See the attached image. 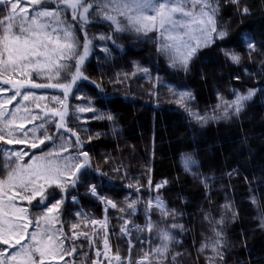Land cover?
<instances>
[{
    "label": "snow or ice",
    "instance_id": "1",
    "mask_svg": "<svg viewBox=\"0 0 264 264\" xmlns=\"http://www.w3.org/2000/svg\"><path fill=\"white\" fill-rule=\"evenodd\" d=\"M224 5L233 6L234 16L241 21L252 14L247 0H27L26 4L23 0H0V86H9L0 87V142L25 145L28 149L44 145L41 153H33L27 162L24 159L29 156L27 151L4 150L0 162V245H7V248L0 249V264H59L65 256H73L76 247H65L69 237L64 234L61 217L73 214L71 208L65 206L66 201L70 198L71 204L77 205V192L81 187L86 186V194L104 204L105 211L108 207L117 208V203L104 194L105 185L111 184L116 177L94 165L89 154L92 149L86 147L102 133L92 132L86 126L87 119L79 115L92 113V119L108 121L112 124V132H116L115 116L111 111L114 101L105 92L103 84L92 80L84 68L93 49L99 47L107 58L112 51L108 41L123 51L117 40L125 34L137 39H154L156 52L166 59L168 67L186 76L193 71L203 49L214 47L225 62L236 66H240L243 60L238 47L244 49L249 60L253 59L254 53L264 58V40L247 31L240 32L236 39L232 37L228 22L221 15ZM96 25H107V31L90 37L89 29ZM78 33L83 34L82 40ZM151 33L156 34L155 38L150 36ZM95 40L102 43L96 45ZM260 64V73L264 74V59ZM133 67L151 79L149 68L138 63ZM245 74L257 75L247 69ZM127 77L128 73H124L123 78ZM204 78L202 70L201 79ZM233 79L240 80L241 77L236 75ZM155 81L153 87L167 88L174 97L173 102L184 108L201 127L210 120L239 117L257 92L264 94V88H249L243 94L232 89L233 99L228 100L217 92L218 103L213 112L221 110L219 115H201L189 106L194 99L190 90L167 84L159 75ZM109 83H123L121 74L118 73ZM88 84L94 85V90L88 88ZM24 89H52L62 96L52 95L49 102L47 95L22 91ZM9 91L11 96L6 95ZM17 97L19 102L10 109L9 105L17 101ZM70 97L83 101L73 109L77 114L75 122L82 127L70 126ZM121 167H115L111 172L120 173ZM193 168L196 171L192 174L199 178L197 162L187 155L184 169L192 171ZM233 174H238L235 169L228 176ZM119 178L124 180L126 187H134L126 172ZM210 181V177L201 180L206 193ZM167 183L165 180L156 184V190ZM148 184L151 188V178ZM114 189L115 185H112ZM135 189L139 192V181ZM17 201H26L37 213L35 218L30 217L29 207L17 206ZM124 203L131 210L127 217H122L120 227V232L128 237V254L125 256L119 250L112 251L107 236V219L83 221L85 227L89 223L99 225L105 232L103 253L96 251V257L103 255L108 264H179L182 253L174 249L180 245V240L173 230L181 234L186 231L184 224L176 222L177 213L181 216L183 213L169 208L157 196L155 200H148L144 210L145 223L141 226L131 219L136 215L139 201L126 197ZM252 203L256 205L255 197ZM223 207L231 211L230 203ZM153 209L160 213V222L153 221ZM120 211L124 212L125 208ZM261 212L260 226L264 228V209ZM74 215L79 221L84 213L77 211ZM235 216L236 213L232 212V217ZM169 217L172 223L162 226ZM204 219L214 225L211 229L213 236L201 243L199 253H211L206 257L208 264H227L225 251L230 246L223 232L225 217L221 215L219 220L213 221L205 214ZM32 224L34 230L29 242L24 244L22 241L29 236L27 229ZM80 226V222L71 223L72 240L81 235L88 238L87 232H75ZM145 230L150 234V247L147 250L141 247L134 257L132 233ZM153 233L159 241L154 246L151 241ZM88 243L93 244V239L89 238ZM91 264H98V259L92 260Z\"/></svg>",
    "mask_w": 264,
    "mask_h": 264
},
{
    "label": "trees",
    "instance_id": "2",
    "mask_svg": "<svg viewBox=\"0 0 264 264\" xmlns=\"http://www.w3.org/2000/svg\"><path fill=\"white\" fill-rule=\"evenodd\" d=\"M247 3L252 14L242 21L234 16V8L230 5L223 6L221 15L228 22L234 39L240 32L247 31L257 39L264 40V0H247ZM68 19L71 21L70 15ZM106 31L107 25L92 26L89 36ZM78 35L82 40L83 34ZM150 36L155 38L156 34L151 33ZM93 43L99 45L102 42L95 40ZM117 43L122 46L123 51L108 41L111 55L106 58L105 53L95 47L84 65L86 74L92 80L102 83L105 92L114 101L111 111L115 116L116 132H112V124L108 121L92 119V113L79 114L87 119L86 126L90 127L92 132L102 133L86 147L92 149L89 154L93 164L116 177L111 184L105 185L104 194L117 203V208L108 207L105 211L104 204L86 194V186L77 192V205L73 206L69 198L65 206L71 208L73 214L62 216L61 221L64 224V234L69 237L65 247L75 246L76 252L73 256H65L59 264H91L92 260H103V255L96 257V251L103 253L105 232L99 225L93 226L89 223L85 227V219H107V236L112 251L119 250L122 256L127 255L128 237L120 232L122 217H127L131 211L126 208L125 198L139 201L136 215L131 219L135 224L143 226L147 202L149 199L155 200L157 196L169 208L178 209L183 213L182 216L177 213L176 222L184 224L186 231L181 234L178 230H173L180 240V245L174 249L182 253L178 258L179 264H208L206 257L211 253H199L201 243L213 236L211 229L214 225L204 219L205 214L213 221L219 220L221 215L225 217L223 232L230 246L225 251L227 264H264V228L260 226L261 209H264V94L257 92L253 99L246 103L239 117L210 120L205 127H201L184 108L173 102L174 97L167 88L153 87L155 78L159 75L165 83L192 92L194 99L190 101L189 106L193 112L201 115H219L221 110L213 112L218 103L217 92L225 99L231 100L232 89L243 94L249 88H264V74L260 73V61L264 58L254 53L253 59L249 60L244 49L238 47L243 60L240 66H236L225 62L224 57L214 47L203 49L200 59L193 66V71L186 76L168 67L166 59L156 52L154 39H137L125 34ZM134 63L149 68L151 79L138 72L133 67ZM245 69L257 75H246ZM202 70L204 79H201ZM134 72L136 74L132 75ZM118 73L121 74L123 83H109ZM124 73H128L127 79L123 78ZM236 75L241 79H233ZM88 88L94 90V85L88 84ZM22 91L47 95L49 102L52 95L62 96V93L52 89ZM91 94L89 92V95ZM6 95L11 96L12 92L9 91ZM19 100L17 97V101L9 105V108L15 107ZM68 103L70 126L82 127L75 122L77 114L73 109L83 101L70 97ZM28 127L31 128V125ZM42 148L44 145L37 149H28L25 145L0 142V162L3 160L4 150L27 151L29 156L24 158L27 162L33 153L39 155ZM187 155H191L197 162L199 178L192 174L196 171L195 168L185 171L184 158ZM115 167H121V172H111ZM234 169L238 174L229 177L228 173ZM125 172L134 187H126L124 180L119 178ZM203 177L211 178L207 193L201 183ZM149 178L152 181L151 188L148 184ZM165 180L168 181L167 185L157 191L155 185ZM137 181L139 192L135 189ZM112 185H115L114 190ZM253 197L256 198V205L252 203ZM16 203L20 207H29L30 217L35 218L37 213L26 201ZM228 203L231 204V211H226L223 207ZM33 204H36V201ZM120 208H125V211L121 212ZM77 211L84 213L79 221L74 215ZM232 212L236 213L234 218ZM152 219L154 222H160V213L156 209L152 210ZM73 222L81 224L75 232H87L88 238L81 235L79 239H71ZM170 223L171 217L162 226ZM131 226L130 224L129 227ZM34 227V224L29 225V236L22 243L29 242ZM149 235L146 230L132 233L134 257L141 247L144 250L150 247ZM89 238L93 239L91 245L88 243ZM151 241L153 246L159 243L155 233L151 234ZM6 248L7 245H0V249Z\"/></svg>",
    "mask_w": 264,
    "mask_h": 264
},
{
    "label": "rangeland",
    "instance_id": "3",
    "mask_svg": "<svg viewBox=\"0 0 264 264\" xmlns=\"http://www.w3.org/2000/svg\"><path fill=\"white\" fill-rule=\"evenodd\" d=\"M91 56V55H90ZM90 56H89V58H90ZM89 58L85 61V63L89 60ZM70 99V98H69ZM69 102V101H68ZM98 264H108V262L107 261H105L104 259L103 260H100L99 262H98Z\"/></svg>",
    "mask_w": 264,
    "mask_h": 264
},
{
    "label": "crops",
    "instance_id": "4",
    "mask_svg": "<svg viewBox=\"0 0 264 264\" xmlns=\"http://www.w3.org/2000/svg\"><path fill=\"white\" fill-rule=\"evenodd\" d=\"M23 2L26 4L27 3V0H23ZM52 5H49V7H51Z\"/></svg>",
    "mask_w": 264,
    "mask_h": 264
}]
</instances>
